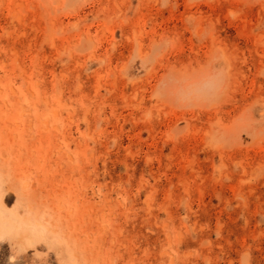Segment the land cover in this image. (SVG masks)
I'll return each mask as SVG.
<instances>
[{
  "label": "rangeland",
  "instance_id": "rangeland-1",
  "mask_svg": "<svg viewBox=\"0 0 264 264\" xmlns=\"http://www.w3.org/2000/svg\"><path fill=\"white\" fill-rule=\"evenodd\" d=\"M0 264H264V0H0Z\"/></svg>",
  "mask_w": 264,
  "mask_h": 264
}]
</instances>
